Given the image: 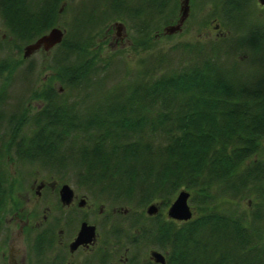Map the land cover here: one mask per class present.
<instances>
[{
  "label": "trees",
  "instance_id": "obj_1",
  "mask_svg": "<svg viewBox=\"0 0 264 264\" xmlns=\"http://www.w3.org/2000/svg\"><path fill=\"white\" fill-rule=\"evenodd\" d=\"M65 1L0 0V20L18 50L52 28L64 31L48 68L78 96L69 103L67 92L49 86L34 113L27 105L36 92L18 95L6 110L7 80L17 67L0 60V83L6 84L0 88V220L12 191L5 163L39 166L51 179L71 174L111 207H128L123 217L137 230V247L163 252L165 264H264V27L247 47L243 24L225 13L223 27L236 24L232 36L189 44L187 64L173 67L162 53L148 51L147 37L173 24L177 2L88 0L66 23ZM118 19L131 39L146 42L145 58L127 79L123 72L105 95L93 98L108 72H121L118 57L92 53L102 29ZM237 54L248 57L246 69L232 61ZM182 189L190 192L193 217L171 221L164 211ZM155 200L162 207L157 216L136 214ZM49 225L35 241L40 251L57 237ZM132 264L152 263L139 258Z\"/></svg>",
  "mask_w": 264,
  "mask_h": 264
},
{
  "label": "rangeland",
  "instance_id": "obj_2",
  "mask_svg": "<svg viewBox=\"0 0 264 264\" xmlns=\"http://www.w3.org/2000/svg\"><path fill=\"white\" fill-rule=\"evenodd\" d=\"M87 1L88 0H66L64 6H68V10L66 16L63 18V22L70 23L72 12H77L79 6L81 4H86ZM176 2L175 13H178H176L173 18V24L168 26L162 25L163 29L161 28V30L157 33H160L159 35L154 36L155 33L152 31L149 34L151 36H149L150 39L147 37V44H152L150 45L152 46V48H150L151 50L148 51H152L151 54L153 55L162 53L165 60L173 67L177 66L179 61V66L181 64H187L188 60L185 61L183 59V51L190 46L189 44H191L190 47H192V45H206L214 41L220 43V39L222 37L228 36L229 38L230 35L232 36L231 32L229 33V30L233 31L236 29L235 22L243 24L246 29V31L243 30L241 37L245 38V45L247 47H250L249 40L251 37L254 35L258 36L264 27V8L258 4L257 0H190L188 16L181 25V29L173 34L165 33V27L175 25L180 19L181 1L170 0L168 4L170 7V4H174ZM87 3L88 5L90 4L89 2ZM225 13L231 15V17L235 20V22L231 20L229 23L231 26L223 27L222 23L224 22ZM118 24L121 25L123 29L118 30ZM133 29L132 32L134 36L136 33L134 34ZM102 30V36L98 39V41H96V45L94 46L92 53H99V57L101 58H106L105 56L118 57L113 60L117 61L115 63H118L119 61L118 64L121 66V68H119L121 72H119L118 75L117 72L114 71L108 72L107 75L109 76V79L105 82L106 84L104 89L101 92L94 94L93 98H99L105 95L104 91H108L112 85L121 81L123 72L126 75L125 79H127V74L138 70L139 62L143 61L145 58L143 54V45H147L146 42L142 41V39H140L141 42H139L137 38L131 39V30L129 29V26L120 19L109 22L106 28ZM234 33L236 34V32ZM136 40H138L141 45ZM10 41L11 39L8 37V33L5 31L0 20V60H7V62L10 61L11 65L17 67L16 71L11 76L12 78L7 80L8 82L6 81L8 88L6 92V99L3 102L6 110L14 107L15 103H17L16 97L18 95L19 97L20 95L27 96L28 93V97H30L36 92L27 105L28 113H34L43 105L41 91L49 86L54 87L61 94L67 92L64 96L67 97L69 103L78 101L77 93L73 90H69L68 88H64L62 77L60 75L58 76L53 70L48 68L51 64V57H54L55 55V47L48 52L39 50L24 59L23 53L25 46H22L21 49L18 50L12 46ZM9 43L11 44L10 46ZM221 50L222 52L220 57L224 58L223 55L225 54L226 49H224L223 46V49ZM247 56L244 54H237L236 56L231 57V59L234 63H237L241 69H246V61L248 59ZM151 79L152 77H150V80ZM3 83L4 82L1 80L0 88L6 87L4 86L6 84ZM88 91H90V89H88ZM91 102L92 101H90V103ZM0 136H2L1 131ZM5 168L12 179V191L7 201L8 203L6 205V209H4L2 214L3 217L0 220V235H2L0 236V239L2 238V241H0V264H2V255L4 254L1 245L4 240H7L6 237L4 238V235L10 237V240H12L14 234H18V231H20V224L26 223L27 225H25L31 229H33L34 226L38 228L41 226L42 228L51 223L52 219L58 217L56 200L57 192L60 190L62 184H68L74 191L73 193L77 196L71 207L61 209V213L63 214L66 212H73L74 207L75 210L77 209L76 211H78V214H76V211L74 213V220H76V218L78 219L75 222V229L78 228L81 221H86L87 224L89 223L90 225L96 227L95 231L98 235L103 234L107 231L105 229H107L108 226L103 230H100L102 226V217L98 215L99 210H101L106 216H110L113 210H120L124 214H128L130 212V209L126 206L111 207L112 205L109 202L110 199L105 197H103V199H95V197L92 196L93 192L88 191L85 186H79L71 174L62 177L60 180L58 178L51 179V176L39 166H25L18 169L16 166H13V164L5 163ZM38 187L40 188L38 189ZM81 201H84V205L86 204L85 207L84 205L80 207L82 209L77 207V203H80ZM173 201L174 199L172 202ZM150 204H153L158 208L159 214L162 208L161 203L158 200H155ZM148 206L149 205L142 210L138 209L136 214H141L144 218H146L148 216L146 213ZM167 208L164 213L167 212ZM83 215H85L83 218L84 220H81ZM44 216L47 217L48 221L45 220L44 222ZM64 227L65 225H60L61 230H64ZM61 234L64 235H61L62 240H69V237H67L64 232ZM100 239L101 235L97 238L98 243ZM48 245L51 246V244ZM15 246L16 248H21L27 253L28 249H30L28 237L27 239L26 237L24 239L19 237ZM150 249L152 248H149L148 246H145L144 248H142V246L139 247L138 253L141 261H148L146 255H148V250ZM50 250H54L50 253L53 255L57 252L56 250H58V247H45L44 250L42 249L43 252L40 251L39 256H44L41 260H37V264H47V260L44 257L49 254L46 252ZM154 250L156 251V249ZM95 252L91 250L88 253L81 252L78 253V255L76 254L75 259L78 261L77 264H84L85 259H91L93 253L95 254ZM143 257H145V259H143ZM70 259L72 260V258ZM70 259L68 258L67 260Z\"/></svg>",
  "mask_w": 264,
  "mask_h": 264
},
{
  "label": "flooded vegetation",
  "instance_id": "obj_3",
  "mask_svg": "<svg viewBox=\"0 0 264 264\" xmlns=\"http://www.w3.org/2000/svg\"><path fill=\"white\" fill-rule=\"evenodd\" d=\"M43 186V185H42ZM77 196L74 193L73 200L71 204L63 205L60 202L59 198V193L57 192V200H56V205L58 207V217H55L52 219V222L49 224L52 228L56 229L57 232V237L51 244V248L58 247V250L55 254H50L54 250L47 251L46 253L47 256L44 258L47 260V264H77V260L75 259V255L81 252H86L88 253L89 251L95 252L93 253V256L91 259L89 258L88 260L85 259L84 264H132L133 261H138L139 262V253L137 247V241L135 239V235L137 233V230L131 229L130 226H133V224H130L123 216H126V214L122 213L120 210H113L110 216H106L102 213L101 210L98 211V215L102 217L101 222L102 226L100 230H103L107 226V230L101 235V239L98 243V234L95 231V239L92 244L89 245H81L77 247L75 250H71L70 246L71 244L75 241L76 236L79 232L80 226L83 221L80 222L78 228L75 229V222L78 220H74V213L75 207L73 209V212H66V213H61V209L63 208H69L74 204V201L76 200ZM86 204L84 205V207ZM77 207L80 208L79 202L77 203ZM82 209V208H80ZM79 210V209H78ZM80 211V210H79ZM76 214H78V211H76ZM85 215L82 216L81 220H84ZM52 218V217H50ZM151 218L149 216L146 217ZM5 220V219H4ZM47 220V217L44 216V222ZM48 221V220H47ZM43 222V223H44ZM86 222V221H84ZM23 224V223H22ZM20 224V231H18V234H14L12 240H10V237H7L4 235V238L6 237L7 240H4L1 245L2 250L4 254L2 255L3 260L1 261L2 264H37L38 259H42L44 255L39 256L40 249L38 248L35 241L37 239L38 234L42 231L41 226L36 227L34 226L33 229L27 227L25 224ZM65 225V229L61 230L60 225ZM89 224V223H88ZM119 225V230L118 233L121 234H129V237H125L124 240H119L118 237L121 236V234H115V226ZM38 228V230H37ZM54 229V230H55ZM96 229V227H95ZM8 230V229H7ZM69 237V240H62L63 233ZM2 236V235H1ZM64 236V235H63ZM21 237L24 239L28 237V241L30 244V249H28V252L26 253L23 251L21 248H16L15 244L17 239ZM66 237V238H67ZM123 239V238H122ZM97 240V242H96ZM2 241V238L0 239ZM23 241V240H22ZM69 241V242H68ZM136 243V244H134ZM33 246V247H32ZM142 248H144L143 245H141ZM49 247V248H50ZM23 248V247H22ZM7 254H6V252ZM153 251V249L148 250V261L151 262L152 264H155L153 260L150 257V253ZM23 255V256H22ZM72 258V260H67V259ZM65 260V262H64ZM45 261V260H44ZM143 261V260H142Z\"/></svg>",
  "mask_w": 264,
  "mask_h": 264
},
{
  "label": "water",
  "instance_id": "obj_4",
  "mask_svg": "<svg viewBox=\"0 0 264 264\" xmlns=\"http://www.w3.org/2000/svg\"><path fill=\"white\" fill-rule=\"evenodd\" d=\"M180 12L181 16L178 22L175 25L165 27L164 32L173 34L181 29V25L185 21L189 12V1L190 0H180ZM258 4L264 8V0H257ZM117 29L121 30L123 27L117 25ZM64 37V31L55 27L52 28L47 34L38 38L35 42L25 46L23 58H28L34 52L42 49L45 52L51 51L55 46L59 45ZM40 187H38L39 189ZM73 190L68 184L61 186L59 190L60 202L65 205H69L73 200ZM190 194L186 190H180L174 201L170 204L167 209V217L171 220L177 222H187L190 221L193 217V210L189 205ZM84 201L79 203V206H83ZM146 213L149 216H156L158 214V208L151 204L147 207ZM95 239V227L83 222L80 226L79 232L76 236L75 241L71 244L70 249L75 250L81 245L92 244ZM151 258L156 264H165L164 256L159 252H152Z\"/></svg>",
  "mask_w": 264,
  "mask_h": 264
},
{
  "label": "bare ground",
  "instance_id": "obj_5",
  "mask_svg": "<svg viewBox=\"0 0 264 264\" xmlns=\"http://www.w3.org/2000/svg\"><path fill=\"white\" fill-rule=\"evenodd\" d=\"M62 203V202H61ZM63 204V203H62ZM71 204V203H70ZM63 205H65V204H63ZM68 206V205H67Z\"/></svg>",
  "mask_w": 264,
  "mask_h": 264
}]
</instances>
